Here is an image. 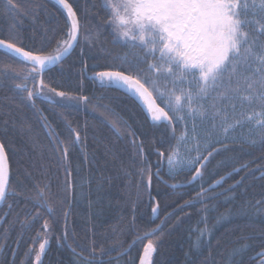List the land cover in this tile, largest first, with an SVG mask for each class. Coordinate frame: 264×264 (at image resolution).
<instances>
[{"label":"trees","instance_id":"1","mask_svg":"<svg viewBox=\"0 0 264 264\" xmlns=\"http://www.w3.org/2000/svg\"><path fill=\"white\" fill-rule=\"evenodd\" d=\"M14 2L17 9L6 12V0H0V31H5L0 39L15 37L26 50L55 53L68 35L65 12L50 0ZM68 2L80 19L79 43L68 58L43 74L48 86L43 97L29 101L26 92L15 89L25 82L29 68L0 50V142L9 166L7 194L0 206V219L5 217L0 224V264H37L44 238L47 251L39 264H98L86 259L114 257L130 245L127 254L101 264H140L148 243L144 234L161 223L150 237L156 248L149 264H259L258 253L264 252V129L253 143H215L212 150L218 151L195 166L204 164V179L187 185V170L172 179L161 161L173 152L182 123L153 121L127 91L88 78L97 71H127L129 65L142 78L155 77L148 64L161 63L157 52L155 60L152 54L145 60L146 52L132 46L136 42L119 40L105 0ZM257 43L264 44V36ZM166 75L162 68L161 89ZM38 77L29 78L26 85L33 88ZM167 85L171 89V78ZM49 87L77 99L78 106L53 98L49 102L46 97L51 96L44 92ZM56 141L63 142L59 150ZM219 178V184L197 196ZM45 184L52 213L31 198ZM155 202L157 219L152 217ZM222 238L229 247L220 252ZM188 245L194 258L185 253Z\"/></svg>","mask_w":264,"mask_h":264},{"label":"snow or ice","instance_id":"2","mask_svg":"<svg viewBox=\"0 0 264 264\" xmlns=\"http://www.w3.org/2000/svg\"><path fill=\"white\" fill-rule=\"evenodd\" d=\"M56 3L66 11L70 28L67 39L58 42L55 54L26 50L17 44L15 37L10 40L0 39V48L7 49L29 68L28 74L23 78L25 82L16 84L17 89L27 93L29 101H34L48 86L41 78L38 85L28 88L27 80L42 77L47 66L58 62L78 38L79 22L72 4L68 0H56ZM105 7L111 13L110 23L118 39L126 43L136 42L132 46L140 47L146 52L145 60L147 54H152L155 60L154 54L158 51L161 63L148 64V71L156 73L152 78H142L131 65L127 71L123 68L97 71L95 77L101 83L108 82L127 89L144 104L153 121H168L169 124L185 119V115H176L177 113H186L189 118L207 116L209 109L203 104L199 107L196 105L197 102L206 100L212 92L218 93L220 104L238 97L248 105H257L259 111H255L247 119L264 128V44L257 43L259 36H264V0H251V3L249 0H105ZM15 9L17 4L14 0H6L5 11ZM249 29L259 36L253 37ZM242 65L245 67L240 71ZM162 68L167 74L164 90H161L158 80ZM189 76L195 81V88L192 87V80H188ZM169 78L172 82L171 89L167 85ZM185 83L188 85L187 89L182 87ZM177 85L181 87L177 89ZM48 90L54 92L55 96L68 97L64 91L50 87ZM46 98L53 102L52 97ZM80 99L86 100L87 97L81 96ZM157 99L163 102V107L157 105ZM220 104L216 99L213 100V118L221 112ZM232 107L235 108V104ZM236 123L239 124V120ZM79 139V133H76V141ZM193 140L196 142L195 150L199 153V138L194 136ZM56 143L59 150V145L63 142ZM179 143H188L186 135L180 137ZM213 151L203 157L198 154L195 160L187 161L180 158L178 150L173 151L168 156L170 172L183 170L184 167L191 171L197 162L207 161ZM63 154L67 158V146L64 147ZM160 155L163 156L164 153ZM203 167L204 164L201 163L200 167L194 169L192 180L201 177ZM216 183L219 184L220 181ZM8 184L7 157L4 147L0 145V201L6 197ZM206 192L207 189H202L197 196L202 197ZM50 195V189L45 184L31 198L52 213L53 208L47 204ZM153 213H156V208H153ZM44 231H49L47 221ZM155 232L156 229H153L144 234L148 243L144 246L140 264H149L151 260L156 246L150 237ZM203 235L202 232L201 236ZM46 244L47 240L39 245L37 264ZM258 255L261 257L259 264H264V252Z\"/></svg>","mask_w":264,"mask_h":264},{"label":"rangeland","instance_id":"3","mask_svg":"<svg viewBox=\"0 0 264 264\" xmlns=\"http://www.w3.org/2000/svg\"><path fill=\"white\" fill-rule=\"evenodd\" d=\"M249 3H251V0H249ZM157 54L158 56H160V53L158 51ZM244 67L245 65H242L240 71H243ZM188 80H192V87L195 88L196 84L193 78L189 76ZM177 86L178 88L181 87L180 85ZM182 87L187 89L188 87L187 83H185ZM44 92L46 94H50V96L59 103L78 106L77 104L78 100L75 98L71 97V99H68L69 96L65 98H61L55 96L54 92H50L47 89H45ZM214 99H216V102L220 104V100L217 92H212L206 100L197 102L196 107H199L200 104H203L205 108L209 109L207 116L197 115L195 118H189L186 116V113L176 114V115H185V119L180 120V122L183 125L182 135H186L188 143L187 144L179 143V139L182 136L181 135L173 151L178 150L180 153V158H182L185 161L190 159L195 160L198 154L202 156V154L205 151H207L212 144L218 142L231 140V141L253 143L257 141L258 139L257 137L260 133V130L264 129L257 126L255 124V121L250 122L247 119L249 115H252L255 111H259V108L257 107L256 104L248 105L247 103L243 102L241 99L237 97L230 101H225L223 104H220L221 112L215 114V118H213L214 110H212L211 105ZM159 101L162 102L161 100ZM233 104H235V108L232 107ZM237 120H239V124L236 123ZM225 129H227V131H225ZM194 136L199 138V144H200L199 153H197V151L195 150L196 142L193 140ZM189 149H191L190 152ZM165 162H166V172L172 177V179L177 173L183 170H189L187 167H184L183 170L170 172L168 159ZM196 164L193 165V167H195Z\"/></svg>","mask_w":264,"mask_h":264},{"label":"bare ground","instance_id":"4","mask_svg":"<svg viewBox=\"0 0 264 264\" xmlns=\"http://www.w3.org/2000/svg\"><path fill=\"white\" fill-rule=\"evenodd\" d=\"M53 2V1H52ZM54 3V2H53ZM56 4V3H55ZM57 5V4H56ZM59 8H61L59 5H57ZM74 9V8H73ZM61 10H62V8H61ZM2 11H4V8L3 9H0V12H2ZM64 11V10H63ZM75 11V10H74ZM76 12V11H75ZM6 15H7V13H5ZM66 14V13H65ZM67 16V15H66ZM78 17V16H77ZM68 18V17H67ZM78 20H80V19H78ZM68 23H69V20H68ZM69 28H70V24H69ZM79 28H80V31H81V26H80V21H79ZM0 34H5V31L2 29L1 31H0ZM80 38V37H79ZM78 43H79V41H78ZM78 45V44H77ZM77 47V46H76ZM52 69V68H51ZM50 70V69H49ZM48 71V70H47ZM44 74V73H43ZM92 78V77H91ZM40 79H41V77L39 76L38 77V81H37V85L39 84V82H40ZM42 79H43V75H42ZM27 86V85H26ZM28 87V86H27ZM28 88H32V86L31 87H28ZM15 89L16 90H18V91H21L20 89H17L16 88V86H15ZM39 97H43L42 95H41V93H40V95H38ZM115 109L114 108H112V113H114L115 114ZM107 125H109V123L107 124ZM181 136V135H180ZM179 136V137H180ZM179 139V138H178ZM1 143V142H0ZM177 143H178V141H177ZM177 143H175L174 144V146H173V150L175 149V147H176V145H177ZM2 145V144H1ZM213 146H214V144H212L211 146H210V148L207 150V151H205L203 154H202V156L201 157H203V156H207V154H208V152L209 151H213L212 150V148H213ZM214 149H216L217 151H218V149L217 148H214ZM172 150V151H173ZM5 151V150H4ZM217 151H213V153H215V152H217ZM172 153V152H171ZM6 154V153H5ZM223 154V153H222ZM7 157V156H6ZM8 161V160H7ZM202 161V160H201ZM201 161H199V162H201ZM162 162V167H164V166H166L165 165V162L164 161H161ZM198 163V162H197ZM197 165V164H196ZM8 168H9V166H8ZM196 167H193L192 168V170L190 171V170H187L188 172H189V174H190V180L187 182V185H190V184H192V183H194L195 181H197V180H200V179H204V175H205V173L203 172V170H202V175H201V177L200 178H198L197 180H192V177H193V175H195V171H194V169H195ZM97 173H99V171L98 170H95ZM229 174V173H228ZM228 174H226V175H228ZM217 181H222V179L221 178H219V179H217L216 181H214L213 183H211V184H209L208 186H207V191L208 190H210V189H212V188H214V187H212L213 185H217ZM240 182L239 181H237V182H235V184L233 185V187L234 186H236V184H239ZM169 185H171L172 187H178L177 186V184H169ZM179 186H181V184H178ZM155 200V199H154ZM155 203H157V202H155ZM188 203V202H187ZM152 217H153V213H152ZM159 217V210H158V213H157V216L155 217V219H157ZM4 218L5 217H2L1 219H0V224H2L3 223V221H4ZM160 225H162V223L160 224ZM159 225V226H160ZM99 234L102 236L103 234L101 233V232H99ZM46 237L47 238H50V236L49 235H46ZM143 237H145V236H143ZM214 238V237H213ZM45 240H47L46 238H44ZM1 240H3L2 238H1ZM44 240V241H45ZM51 240H52V238H51ZM184 240L186 241V242H188V240L186 239V238H184ZM57 240L55 239V241L54 242H56ZM4 242V241H3ZM58 242V241H57ZM56 242V243H57ZM64 243H66V242H64ZM219 243H221V248L219 249V251L220 252H222V251H226L227 249H228V247H229V243H228V241L227 240H225L224 238H222L221 239V241L219 242ZM47 244H48V240H47ZM47 244H46V246H47ZM50 244V243H49ZM67 244V243H66ZM46 246H45V251H47V248H46ZM67 247H68V249L69 250H71L72 251V253L73 254H79L80 255V253L79 252H77L76 250H74L73 248H71L70 246H68L67 245ZM130 247H131V245H130ZM130 247H128L126 250H124L123 252L121 251L120 253H118L117 255H114V257L112 256V257H95L93 260L92 259H86V260H88L87 262H89V263H92V261H96V263H98V264H101V263H107V262H109V261H112V260H116V259H118V258H120V257H122L123 255H125V254H127V252H128V250L130 249ZM188 247V250H186V252L185 253H187V255H189L190 257H192V258H194V250L193 249H190L191 248V246L190 245H188L187 246ZM5 248V243H3V245L1 246V250H3ZM89 250V249H88ZM15 253L16 254V252L14 251V250H11V253ZM167 264H170V263H167Z\"/></svg>","mask_w":264,"mask_h":264},{"label":"water","instance_id":"5","mask_svg":"<svg viewBox=\"0 0 264 264\" xmlns=\"http://www.w3.org/2000/svg\"><path fill=\"white\" fill-rule=\"evenodd\" d=\"M50 1H53L54 3H56V0H50ZM57 4V3H56ZM57 5H59V4H57ZM61 8H62V10H64L63 9V7L61 6V5H59ZM74 10V9H73ZM64 12L66 13V11L64 10ZM66 15H67V13H66ZM77 19H78V17H77ZM78 22H79V20H78ZM69 24H70V21H69ZM79 37H80V28L78 29V38L75 40V41H73V46H72V48L71 49H69V51L58 61V62H56V63H54V64H50V65H48L47 66V68L44 70V72L43 73H45L47 70H49V69H51V68H54L55 66H57L58 64H60L62 61H64L66 58H68L70 55H71V53L74 51V49L76 48V46H77V44H78V41H79ZM0 50H2V51H4V52H7V53H9V51L7 50V49H4V48H0ZM10 54V53H9ZM53 54H55V53H53ZM12 56H14L13 54H11ZM15 57V56H14ZM43 75V74H42ZM41 77V76H40ZM91 77H95V75L94 76H92V75H90V76H88V78H91ZM42 78V77H41ZM112 85V84H111ZM113 86H115V87H118V88H120V89H122V90H125V91H127L132 97H134L137 101H138V103L141 105V107L143 108V110L145 111V113H146V115L148 116V118H151L150 116H149V114H148V112H147V109H146V107L144 106V104L137 98V97H135L131 92H129L127 89H125V88H122V87H119V86H116V85H113ZM154 99H155V97H153ZM156 103H157V105H159L160 106V104H159V102H157V100H156ZM0 145H1V143H0ZM6 155V154H5ZM8 162V161H7ZM8 173H9V168H8ZM177 186H179V185H177ZM6 198V197H5ZM5 198L2 200V201H0V206L3 204V202L5 201ZM154 208H156V213L154 214L153 213V218L155 219V217L157 216V213H158V210H159V207H158V205H157V203H155V206H154ZM161 227V225L160 226H158L157 228H156V231L159 229ZM145 236V235H144Z\"/></svg>","mask_w":264,"mask_h":264}]
</instances>
